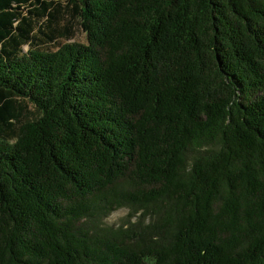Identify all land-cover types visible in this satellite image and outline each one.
Listing matches in <instances>:
<instances>
[{
	"label": "trees",
	"instance_id": "16d2710c",
	"mask_svg": "<svg viewBox=\"0 0 264 264\" xmlns=\"http://www.w3.org/2000/svg\"><path fill=\"white\" fill-rule=\"evenodd\" d=\"M0 264H264V0H0Z\"/></svg>",
	"mask_w": 264,
	"mask_h": 264
},
{
	"label": "rangeland",
	"instance_id": "374dc122",
	"mask_svg": "<svg viewBox=\"0 0 264 264\" xmlns=\"http://www.w3.org/2000/svg\"><path fill=\"white\" fill-rule=\"evenodd\" d=\"M76 40L82 41L83 35L78 32L76 35ZM137 216H134L130 213V210L127 208H120L114 212H112L106 219L105 223L108 225H121L127 224L128 221H135Z\"/></svg>",
	"mask_w": 264,
	"mask_h": 264
}]
</instances>
